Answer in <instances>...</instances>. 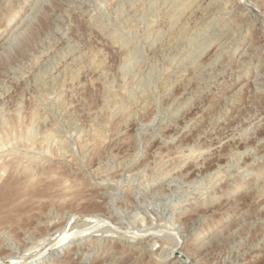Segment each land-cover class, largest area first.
Instances as JSON below:
<instances>
[{
  "label": "rangeland",
  "instance_id": "rangeland-1",
  "mask_svg": "<svg viewBox=\"0 0 264 264\" xmlns=\"http://www.w3.org/2000/svg\"><path fill=\"white\" fill-rule=\"evenodd\" d=\"M262 17L264 0H0V188L27 165L41 195L0 209V264L51 245L34 264H264Z\"/></svg>",
  "mask_w": 264,
  "mask_h": 264
},
{
  "label": "bare ground",
  "instance_id": "bare-ground-1",
  "mask_svg": "<svg viewBox=\"0 0 264 264\" xmlns=\"http://www.w3.org/2000/svg\"><path fill=\"white\" fill-rule=\"evenodd\" d=\"M186 1H187V0H186ZM219 3H220V2H219ZM181 5H182V4H181ZM237 5H238V4H237ZM241 6H242V5H241ZM240 8H241V7H240ZM227 9H228V8H227ZM256 10H257V9H256ZM211 11H212V10H211ZM223 11H226V10H223ZM228 11H230V10H228ZM212 12H213V11H212ZM245 12H246V11H245ZM238 14H239V13H238ZM262 18H264V17H262ZM255 77H256V76H255ZM257 77H258V76H257ZM246 81H247V80H246ZM232 91H233V90H232ZM231 94H232V93H231ZM9 127H10V126H9ZM14 128H15V127H14ZM9 131H10V130H9ZM10 132H13V131H10ZM4 133H5V132H4ZM4 133H3V134H4ZM6 133H7V132H6ZM0 134H1V133H0ZM10 135H11V133H10ZM1 136H2V134H1ZM3 136H4V135H3ZM4 137H5V136H4ZM4 137H3V138H4ZM6 137H8V136H6ZM0 138H1V137H0ZM3 138L0 139V140H2V144H1V146L3 145ZM7 139H8V138H7ZM8 140L10 141V139H8ZM5 141H7V140H5ZM9 144H10V143H9ZM5 145H6V144H5ZM7 145H8V142H7ZM0 148H1V147H0ZM3 148H4V147H3ZM46 148H47V147H46ZM45 150H46V149H45ZM0 151H1V150H0ZM189 153H191V152H189ZM46 155H47V154H46ZM181 156H182V155H181ZM1 157H2V156H1ZM48 157H49V156H48ZM177 157H178V156H177ZM179 157H180V156H179ZM189 157H190V156H189ZM5 158L7 159V156H6ZM9 158H10V157H9ZM184 158H186V157H184ZM190 158H191V157H190ZM0 159H1V158H0ZM6 159H5V160H6ZM34 159H35V158H34ZM1 160H3V157H2ZM1 160H0V161H1ZM21 160H22V159H21ZM21 160H20V162H21ZM35 160H36V159H35ZM3 161H4V160H3ZM3 161H2V163H3ZM8 161H9V160H8ZM29 161H30V160H29ZM29 161H28V162H29ZM4 162H5V161H4ZM15 162H16V161H15ZM37 162H38V161H37ZM25 163H26V162H25ZM29 163H30V162H29ZM5 164H6V163H5ZM8 164H9V163H8ZM15 164H16V163H15ZM17 164H18V166H20L19 163H17ZM34 164H35V163H34ZM39 164H40V163H39ZM6 165H7V164H6ZM13 165H14V164H13ZM24 165H25V164H24ZM24 165H22V167L20 166V167L22 168V169H21V172H22L23 169L25 168L24 171H23L24 181L21 180L22 183H20V182H19L20 179H18L19 184L16 183L15 180H14L15 183H13V184H10V183H9V184H5V183H4L5 185L3 184L4 186H3V187L1 186L2 188H0V195H1V193H2V196H3V198H1L2 203H1V201H0V203H1V204H0V205H1V208H0L1 211H3V210H7V209H11L12 206L16 207L17 204L20 205V203L22 202V201H21V199H22V195H21V194H22V193L24 194L27 190H28V191L30 190V192H33V191H31L32 188H34V187L37 186V185L35 186V184H37L38 181L36 182L34 179H36L38 176H37L36 178H34L35 176L32 177V174L30 175V171H31L32 169H31L30 167H28L27 165H25L26 167L23 168ZM10 166H12V165H10ZM14 166H15V165H14ZM29 166H30V165H29ZM35 166H36V164H35ZM7 167H8V165L5 167L4 164H3V165L0 164V169H4V170H5ZM16 167H17V166H16ZM27 167L31 169V170H29V173H28V171H27V169H26ZM12 168H13V167H12ZM17 168H18V167H17ZM15 169H16V168H15ZM19 169H20V168H19ZM10 170H11V169H10ZM12 171H13V170H12ZM12 171H11L10 173L13 175ZM18 171H20V170H18ZM18 171H17V172H18ZM32 171H34V170H32ZM7 172H8V170H7ZM53 172H54V171H53ZM47 173H50V172H47ZM45 174H46V173H45ZM51 174H52V173H51ZM9 175H10V174H9ZM16 175H17V174H16ZM16 175L14 174V176H16ZM49 175H50V174H49ZM49 175H48V176H49ZM44 176H46V175H44ZM50 176H51V175H50ZM4 177H5V176H4ZM7 177H9V176H7ZM20 177H21V176H20ZM41 177H43V176H41ZM52 177H54V178L56 179V176L53 175ZM9 178H10V177H9ZM11 178H12V177H11ZM13 178H14V177H13ZM16 178H17V177H16ZM18 178H19V177H18ZM50 178H51V177H50ZM0 179H1V178H0ZM2 179H3V178H2ZM8 180H9V179H8ZM11 180H13V179H11ZM16 180H17V179H16ZM36 180H38V178H37ZM43 180H46V179H43ZM43 180H42V182H43ZM49 180H50V179H49ZM58 180H59V179H58ZM60 180H61V179H60ZM1 181H2V180H1ZM46 181H48V180H46ZM50 181H52V180H50ZM61 181H62V180H61ZM110 181H111V180H110ZM8 182H11V181H8ZM52 182H53V181H52ZM1 183H2V182H1ZM6 183H7V182H6ZM11 183H12V182H11ZM39 183H40V182H39ZM54 183H55V182H54ZM54 183H53V184H54ZM56 183H57V182H56ZM63 183H64V182H63ZM102 183H103V182H102ZM105 183H106V182H105ZM44 184H45V183H44ZM40 185H41V184H40ZM64 185H65V184H63V186H64ZM63 186H62V188H63V189L65 188V190H66L67 186H66V185H65L66 187H63ZM38 187H39V185H38ZM55 187H56V186H55ZM59 187H60V189H62L61 186H59ZM69 187H70V186H69ZM71 187H72V186H71ZM36 188H37V187H36ZM39 188H40V187H39ZM42 188H44V187H42ZM52 188H53V187H52ZM57 188H58V186H57ZM46 189H47V188H46ZM67 189H68V188H67ZM50 190H52V189H50ZM28 191L26 192L27 194L29 193ZM42 191H43V190H42ZM55 191H57V190H55ZM67 191H69V190H67ZM45 192H46V191H45ZM26 193H25V194H26ZM35 193H37L36 189H35ZM35 193H34V192H33V193H29L28 195L33 194V196H32V197L30 196V197H31V198H34V197H36V196H34V195H37V196H38V194H40V193H38V194H35ZM41 193H42V192H41ZM43 193H44V192H43ZM47 193H48V192H47ZM57 193H58V192H57ZM57 193H56V194H57ZM64 193H65V192H64ZM27 194H26V195H27ZM51 194H52V193H51ZM59 194H60V193H59ZM68 194H69V192H68ZM71 194H72V193H71ZM18 195L21 196V197L19 196V197L21 198V199H19V200L16 199ZM28 195H27V196L24 195V196H25V197H29ZM52 195H54V194H52ZM52 195H51V196H52ZM60 195H61V194H60ZM69 195H70V194H69ZM40 196H41V195H40ZM40 196H38V197H40ZM44 196H45V195H44ZM48 196H49V195H48ZM19 197H18V198H19ZM53 197H54V196H53ZM57 197H58V196H57ZM69 197H70V196H69ZM69 197H67V198H69ZM23 198H24V197H23ZM73 198H75V197H73ZM15 199H16V201H18V202L21 201V202H20V203L14 202ZM28 199H29V198H26V200H28ZM51 199H52V198H51ZM55 199H56V198H54V201H55ZM255 199H256V198H255ZM258 199H259V198H258ZM22 200H24V199H22ZM26 200H25V201H26ZM29 200H30V199H29ZM45 200H46V199H45ZM56 200H58V198H57ZM25 201H24V202H25ZM32 201H33V199H32ZM24 202H22V203H24ZM38 202L40 203V201H38ZM66 202H67V201H66ZM66 202H65V203H66ZM14 203H15L16 205H13ZM22 203H21V205H22ZM61 203H62V202H61ZM25 204H26V203H25ZM35 204H37V202H36ZM189 204H190V203H189ZM33 205H34V204H33ZM180 205H181V204H180ZM18 207H19V209L22 210V208L24 207V204H23V207H22V206H17V209H18ZM21 207H22V208H21ZM12 209L14 210L13 207H12ZM17 209H16V210H17ZM19 209H18V211L21 212V210H19ZM24 209H25V207H24ZM24 209H23V210H24ZM180 209H181V208H180ZM23 210H22V212L25 211V210H24V211H23ZM68 210H69V209H68ZM1 211H0V212H1ZM7 211H8V213H6V214H8V217H9V214H10V215H14V211L12 212V214L9 212V210H7ZM10 211H11V210H10ZM185 211H186V210H185ZM3 212H4V211H3ZM3 212H1V213H3ZM171 212H172V211H171ZM176 212H177V211H176ZM26 213H27V212H25V214H26ZM172 213H173V212H172ZM17 214L19 215L18 212H17ZM27 214H29V213H27ZM59 214H60V213H59ZM183 214H184V213H183ZM0 215H1L0 217H2V214H0ZM56 215H57V214H56ZM63 215H64V214H63ZM3 216H5V215H3ZM6 216H7V215H6ZM6 216H5L4 218H6ZM14 216H16V215H14ZM25 216H26V215H25ZM59 216H60V215H59ZM85 216H86V215H85ZM8 217H7V218H8ZM20 217H21V215H20ZM22 217H23V216H22ZM75 217H76V216H75ZM11 218H13V217L11 216ZM26 218H27V217H26ZM21 219H22V218H21ZM70 219H71V218H70ZM6 220H7V221H10L9 218L6 219ZM13 220H15V217H14ZM13 220H12V222H13ZM17 220L19 221V219H17ZM60 220H61V219H60ZM182 220H183V219H182ZM20 221H21V220H20ZM42 221H44V220H42ZM48 221H49V220H48ZM53 221H54V220H53ZM58 221H59V219H58ZM70 221H71V220H70ZM0 222L4 223V222H6V221H2V220L0 219ZM49 222H50V221H49ZM46 223H47V222H46ZM5 224H6V223H5ZM7 224L9 225V223H7ZM14 224H16V221H15ZM39 224H40V223H39ZM47 224H49V223H47ZM56 224H57V223H56ZM12 225H13V223H12ZM51 225H52V224H51ZM62 225H63V224H62ZM13 226H14V225H13ZM13 226H12V227H13ZM15 226H16V225H15ZM47 226H48V225H47ZM1 227H2V226H1ZM10 227H11V226H10ZM12 227H11V228H12ZM53 227H54V225H53ZM55 227H56V226H55ZM8 228H9V227H8ZM13 228H15V227H13ZM41 228H42V227H41ZM2 229H3V228H2ZM6 229H7V228H6ZM2 231H3V230H2ZM43 232H44V231H43ZM49 232H50V231H49ZM81 233H82V232H81ZM139 233H140V232H139ZM92 234H93V233H92ZM172 234H173V233H172ZM77 235H78V234H77ZM81 235H82V234H81ZM175 235H176V234H175ZM184 235H185V234H184ZM204 236H205V235H204ZM90 237H91V236H90ZM69 238H70V237H69ZM81 238H82V237H81ZM92 238H93V237H92ZM171 238H172V237H171ZM176 238H177V236L175 237V239H176ZM178 238H180V237H178ZM58 239H60V238H58ZM58 239H57V240H58ZM62 239H63V238H62ZM62 239H61V240H62ZM102 239H103V237L101 238V236H100L99 239H96L95 241L98 242V240L101 241ZM57 240H54V241H57ZM80 240H82V239H80ZM105 240H106V239H105ZM200 240H201V239H200ZM39 241H40V240H39ZM154 241H155V240H154ZM156 241H157V240H156ZM1 242H2V241H1ZM59 242H60V241H59ZM59 242L56 244L57 246H58ZM62 242H63V241H62ZM62 242H61V243H62ZM80 242H81V241H80ZM93 242H94V241H93ZM97 242H96V243H97ZM151 242H152V241H151ZM151 242H149V243H151ZM167 242H168V241H167ZM175 242H176V241H174V243H175ZM38 243H39V242H38ZM94 243H95V242H94ZM165 243H166V242H165ZM177 243H179V242H177ZM53 244H54V243H53ZM87 244H88V243H87ZM129 244H130V243H129ZM175 244H176V243H175ZM175 244H174V245H175ZM185 244H186V243H185ZM40 245H42V244H40ZM47 245H48V244H47ZM56 245H55V246H56ZM61 245H62V244H61ZM49 246H50V245H49ZM57 246H56V247H57ZM59 246H60V245H59ZM85 246H86V245H85ZM108 246H109V245H108ZM141 246H142V245H141ZM141 246H140V247H141ZM149 246H150V245H149ZM37 247H38V246H37ZM41 247H42V246H41ZM45 247H46V249H44L45 251L43 250V251H44V252H43L44 254H43V255H41V253H40V254H38V253H37V254H32V256H31V260L28 262V264H34L35 262L39 261L42 257H44V256L46 255L45 253H46L47 251H49L50 249L55 248L54 245H53V246L51 245L50 248H48V249H47V246H45ZM104 247H105V246H104ZM175 247H177V246H175ZM175 247H173V248H175ZM38 249H39V248H38ZM38 249H37V250H38ZM62 249H64V248H61V250H62ZM76 249H77V248H76ZM78 249H79V248H78ZM114 249H116V248H114ZM175 249H176V248H175ZM37 250H36V251H37ZM61 250H60V251H61ZM173 250H174V249H173ZM50 251H51V250H50ZM55 251H58V250H55ZM100 251H101V250H100ZM174 251H175V250H174ZM178 251H180V250H178ZM75 252H76V251H75ZM176 252H177V251H176ZM58 253H59V252H58ZM94 253H95V252H94ZM101 253H102V252H101ZM174 253H175V252H174ZM177 253H178V252H177ZM29 254H30V253H29ZM49 254H51V252H50ZM52 254H53V253H52ZM86 254H87V253H86ZM119 254H120V253H119ZM179 255H181V254H179ZM182 255H183V254H182ZM182 255H181V256H182ZM51 256H52V255H51ZM86 256H87V255H86ZM184 256H185V254H184ZM184 256H183V257H184ZM47 257H49V256H47ZM98 257H99V256H98ZM116 257H117V256H116ZM52 258H53V257H52ZM99 258H100V257H99ZM48 259H49V258H48ZM69 259H70V258H69ZM72 259H73V258H72ZM103 259H104V258H103ZM179 259H180V258H179ZM182 259H183V258H182ZM107 260H108V259H107ZM177 260H178V259H177ZM185 260H186V261L189 260V257H188V258H185ZM105 261H106V260H105ZM178 261H179V260H178ZM183 261H184V260H183ZM82 262H83V261H82ZM106 262H107V261H106ZM185 263H186V262H184V264H185ZM187 263H188V262H187ZM189 263H190V262H189Z\"/></svg>",
  "mask_w": 264,
  "mask_h": 264
}]
</instances>
